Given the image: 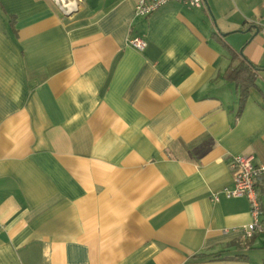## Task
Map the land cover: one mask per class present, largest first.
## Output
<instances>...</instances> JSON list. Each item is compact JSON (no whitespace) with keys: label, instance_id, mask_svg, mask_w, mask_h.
Returning <instances> with one entry per match:
<instances>
[{"label":"crops","instance_id":"obj_1","mask_svg":"<svg viewBox=\"0 0 264 264\" xmlns=\"http://www.w3.org/2000/svg\"><path fill=\"white\" fill-rule=\"evenodd\" d=\"M64 1L0 0V264L264 263L263 184L250 238L220 193L264 163V0Z\"/></svg>","mask_w":264,"mask_h":264},{"label":"built area","instance_id":"obj_2","mask_svg":"<svg viewBox=\"0 0 264 264\" xmlns=\"http://www.w3.org/2000/svg\"><path fill=\"white\" fill-rule=\"evenodd\" d=\"M170 1L181 2L189 7L205 8L204 0H136L133 10L135 15L147 16ZM74 9L75 7L69 12ZM128 44L133 48L143 49L146 41L140 36H134L128 39ZM229 168L233 176V185L223 187L220 193L227 198L244 196L247 199L251 220L243 226V235L250 238L253 233L263 232L261 221H259L263 210L256 182L260 180L264 186V163H256L251 154L238 153L230 158ZM218 196L219 193L216 192L210 198L216 201Z\"/></svg>","mask_w":264,"mask_h":264},{"label":"trees","instance_id":"obj_3","mask_svg":"<svg viewBox=\"0 0 264 264\" xmlns=\"http://www.w3.org/2000/svg\"><path fill=\"white\" fill-rule=\"evenodd\" d=\"M235 55L236 54L234 52L231 55L232 63L229 65L227 78L232 82H235L236 86L238 87L240 94L239 101L242 105L246 98L248 89L255 84L254 80L257 78V71L259 68H257V66L247 58L240 55L238 62L233 64V61L236 58Z\"/></svg>","mask_w":264,"mask_h":264},{"label":"bare ground","instance_id":"obj_4","mask_svg":"<svg viewBox=\"0 0 264 264\" xmlns=\"http://www.w3.org/2000/svg\"><path fill=\"white\" fill-rule=\"evenodd\" d=\"M75 5V2H73L72 0L70 1H64L62 4H61V7L62 9L66 12V11H69L70 9H72Z\"/></svg>","mask_w":264,"mask_h":264},{"label":"water","instance_id":"obj_5","mask_svg":"<svg viewBox=\"0 0 264 264\" xmlns=\"http://www.w3.org/2000/svg\"><path fill=\"white\" fill-rule=\"evenodd\" d=\"M204 2H205V5H206V0H204Z\"/></svg>","mask_w":264,"mask_h":264}]
</instances>
